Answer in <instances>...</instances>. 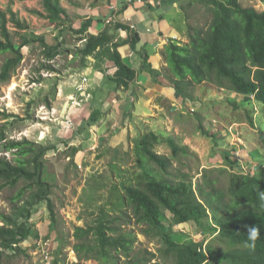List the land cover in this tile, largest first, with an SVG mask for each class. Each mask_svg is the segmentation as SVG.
Wrapping results in <instances>:
<instances>
[{
	"label": "trees",
	"instance_id": "1",
	"mask_svg": "<svg viewBox=\"0 0 264 264\" xmlns=\"http://www.w3.org/2000/svg\"><path fill=\"white\" fill-rule=\"evenodd\" d=\"M40 1L43 12H34L47 19L63 35L67 20L63 18L66 12L59 1ZM260 1L264 3V0ZM197 2L207 7L213 18L207 25L196 23L189 27L188 44L171 43L166 48L164 57L168 64V79L185 101H194L196 88L209 82L244 96L245 100L255 99L264 106V11L244 7L240 0ZM10 22L15 23L17 30L27 31L12 9L4 11L0 7V56L9 54L0 69V89L11 81L20 67L24 59L23 48L27 46L39 44L47 61L42 69L57 72L50 62L69 51L62 48L65 43L59 42L57 36V43L50 45L43 37L26 33L20 35L21 43L17 45L10 32ZM89 25L86 23L76 32L70 28V31L72 34H84ZM112 39L107 32L91 36L73 54L85 63L86 58L98 49L111 50L108 46ZM111 58L118 66L116 80L119 85H127L128 81L134 80L135 72L122 62L116 49H113ZM231 103L237 105L236 102ZM6 127H0V190L15 188L22 181L25 185L12 199V211L0 212V263L14 253L26 252L21 245L33 234L30 222L39 203H48L51 231L57 224L49 198L51 187L44 182V165L41 162L54 147L27 138L8 140ZM261 140L264 141V135H261ZM164 143L170 146L172 157L156 151V147ZM135 149L139 167L144 168L146 160L163 173H168L173 159L187 154L186 148L151 129L139 138ZM5 153L15 155V159H8ZM232 154L222 153L223 166L205 169L196 187L192 178L183 173L176 179H156L147 171L137 174L134 184L125 187L122 194L124 207L118 215H112L103 207L95 225L75 228L77 243L74 250L78 259L95 260L99 264H121L123 259L124 264H165L157 261L158 255L148 250H143L142 254L137 252V236L123 228L134 222L142 227L146 237L159 238L164 244L159 252L165 258H172V264H264V170L256 175L246 172ZM27 193L28 198L25 197ZM190 222H194L206 235L204 240L176 242L174 227ZM250 226L260 230L254 248L247 240Z\"/></svg>",
	"mask_w": 264,
	"mask_h": 264
},
{
	"label": "rangeland",
	"instance_id": "2",
	"mask_svg": "<svg viewBox=\"0 0 264 264\" xmlns=\"http://www.w3.org/2000/svg\"><path fill=\"white\" fill-rule=\"evenodd\" d=\"M14 1L17 0H0V7L4 11L17 10V20L27 27V31H19L15 23L10 22V32L17 45L21 43L20 35L26 33H34L39 37L45 35L47 41L53 43L56 29L47 19L36 14L35 8L27 7L30 2L35 4L36 0L18 1L22 8H15ZM240 2L244 7L264 11V3L260 0ZM40 4L41 1L38 5ZM194 8L198 11L193 15V23L203 26L209 24L213 16L207 7L196 4ZM66 39L68 47L72 50V46L77 47L82 43L72 34ZM23 54L24 59L11 81L0 89V127L7 126L8 140L22 141L27 138L55 149L57 140L54 142L52 139L53 130L65 125L62 123V111L66 99L60 98L61 89L64 83L74 80L71 75L75 71L78 72V69L73 68L76 65L72 63L71 53L62 54L50 62L57 72L42 69V65L47 61L39 44L23 48ZM7 57L9 54L0 56V69ZM74 77L78 78L77 75ZM75 100L80 101L77 98ZM193 100L194 103L186 107L187 113L172 112L169 107L166 117L155 123L152 128L165 139H173L181 148L187 150L186 155L182 154L178 159L172 160L168 173L161 172L155 165H149L146 160L143 162L144 168L139 167L134 149L129 152L121 150L118 156L107 150L105 157H88L84 164L79 162L78 165L75 162L72 164V161L77 159V152H73L87 147V144H78V147L70 145L67 150L63 145V151L56 148L55 152H48L41 162L44 165V182L51 187L49 198L54 206L56 228L51 231L52 219L48 203H39L33 210L35 215L30 222L33 234L21 245L22 250L26 252L14 253L0 264H46L42 248H38L42 241H48L54 250L53 264H56V260L57 264H99L95 260L80 261L78 256L77 261H74L71 248L77 243L74 237L75 228L95 225L103 207L112 215H118V211L124 207L122 194L125 187L134 184L136 175L142 171H147L156 179H176L183 173L192 178L196 187L205 169L222 167V153L232 152L233 159L241 164L244 171L253 175L262 173L264 141L261 140V135H264V106L255 99L245 100L244 96L209 82L196 88ZM231 102H236L237 105ZM171 116L173 123L169 121ZM235 124L237 131L231 134L227 128ZM130 145L135 148L134 141H130ZM104 147L105 144H101L97 148L103 151ZM156 151L172 157L171 148L167 143L157 146ZM90 152L93 151L89 150ZM4 156L10 160L15 159V155L11 153H5ZM24 185L22 181L15 188L4 187L0 190V212L12 211V199ZM28 193L25 194L26 198ZM168 218H171L169 214ZM123 228L137 236V252L142 254L143 250H148L158 255L157 261L173 263L172 258H165L159 252L164 246L159 238L146 237L142 227L134 222L124 225ZM174 230L173 238L178 243L190 239L200 242L206 237L194 222L176 225ZM124 262L125 259L121 264Z\"/></svg>",
	"mask_w": 264,
	"mask_h": 264
},
{
	"label": "crops",
	"instance_id": "3",
	"mask_svg": "<svg viewBox=\"0 0 264 264\" xmlns=\"http://www.w3.org/2000/svg\"><path fill=\"white\" fill-rule=\"evenodd\" d=\"M18 1H14L15 8H22ZM39 1L36 0L35 4L30 2L27 7L43 12ZM58 1L66 12L63 35L56 30L51 44L45 35L42 37L54 45L58 36V41L65 43L62 48L73 55L72 63L76 65L73 68L78 72L72 73L74 80L64 83L60 94V98L66 99L62 123L66 125L68 118L74 124L72 128H64V125L53 130L52 139L57 143L51 151L55 152L56 148L63 151V145L67 150L70 145L87 144L77 151V159L72 161L77 165L79 162L84 164L88 157H105L107 150L116 156L121 150L129 152L130 149H134L136 154L139 138L148 129L154 130V124L166 117L169 107L172 112L187 113L186 107L193 102L185 101L168 79L164 52L171 43H189V27L196 24L193 23V15L198 11L194 6L200 3L197 0H164L161 6H152L136 0ZM112 17L114 22L108 24L107 20ZM86 23L90 25L84 34L71 33L70 28L76 32ZM105 32L113 37L108 46L111 50L98 49L86 58L85 63L75 58L76 48L83 47L89 37L101 36ZM70 34L82 41L80 46H72L73 50L68 47L66 39ZM113 49L136 74L127 85H119L116 80L118 66L111 58ZM81 88L83 91L80 93ZM72 101L80 104L72 105ZM171 117L169 121L173 123ZM130 141L135 142V148ZM101 144H105L103 151L97 148ZM89 150L93 152L89 153ZM76 257L77 254L72 256L73 259Z\"/></svg>",
	"mask_w": 264,
	"mask_h": 264
},
{
	"label": "built area",
	"instance_id": "4",
	"mask_svg": "<svg viewBox=\"0 0 264 264\" xmlns=\"http://www.w3.org/2000/svg\"><path fill=\"white\" fill-rule=\"evenodd\" d=\"M164 0H136V2L143 4V5H152V6H161ZM114 9V8H113ZM114 22V18H109L107 20V23H112ZM87 79L84 78V82H86ZM80 93L83 91V89L81 88ZM80 103L76 102V101H72V105H79ZM67 109V108H66ZM60 123V121H59ZM73 121L71 119L66 120V125L64 126V128H72L73 126ZM228 131L231 134H234V131H237V125H232L230 126V128H227ZM38 248H42L43 251V255H44V261L46 264H53L54 263V258H53V251L52 248L49 244L48 241H42V243L38 246ZM71 254L75 256L76 252L73 248H71ZM75 261H77L76 258H74Z\"/></svg>",
	"mask_w": 264,
	"mask_h": 264
},
{
	"label": "clouds",
	"instance_id": "5",
	"mask_svg": "<svg viewBox=\"0 0 264 264\" xmlns=\"http://www.w3.org/2000/svg\"><path fill=\"white\" fill-rule=\"evenodd\" d=\"M247 233H248L247 240L250 242L249 246L254 248L255 242L257 241V239L260 236V230L255 226H250V227H248Z\"/></svg>",
	"mask_w": 264,
	"mask_h": 264
}]
</instances>
